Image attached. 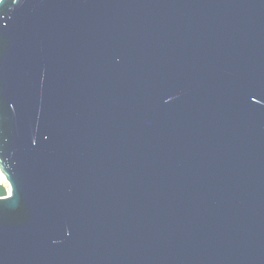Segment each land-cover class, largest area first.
<instances>
[{"label": "water", "instance_id": "obj_1", "mask_svg": "<svg viewBox=\"0 0 264 264\" xmlns=\"http://www.w3.org/2000/svg\"><path fill=\"white\" fill-rule=\"evenodd\" d=\"M0 169V264H264V0H3Z\"/></svg>", "mask_w": 264, "mask_h": 264}, {"label": "built area", "instance_id": "obj_2", "mask_svg": "<svg viewBox=\"0 0 264 264\" xmlns=\"http://www.w3.org/2000/svg\"><path fill=\"white\" fill-rule=\"evenodd\" d=\"M0 184L4 185L5 187H8V186H7L6 177H5V175L2 173L1 169H0Z\"/></svg>", "mask_w": 264, "mask_h": 264}, {"label": "snow or ice", "instance_id": "obj_3", "mask_svg": "<svg viewBox=\"0 0 264 264\" xmlns=\"http://www.w3.org/2000/svg\"><path fill=\"white\" fill-rule=\"evenodd\" d=\"M3 2V0H0V3H2Z\"/></svg>", "mask_w": 264, "mask_h": 264}]
</instances>
